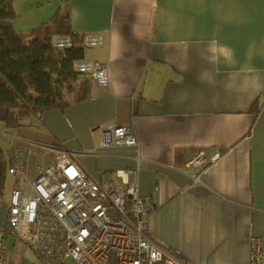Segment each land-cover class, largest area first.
Listing matches in <instances>:
<instances>
[{"label":"crops","instance_id":"1","mask_svg":"<svg viewBox=\"0 0 264 264\" xmlns=\"http://www.w3.org/2000/svg\"><path fill=\"white\" fill-rule=\"evenodd\" d=\"M12 4L22 34L60 12L73 32L101 35L84 58L109 74L106 86L89 80L87 97L30 114V125L0 123V147L26 153V179L52 162L51 148L72 151L102 186L119 187L114 170L134 168L150 234L166 249L189 264H246L257 236L264 264V0ZM117 125L130 126L137 145L103 144ZM197 153L200 166L188 165ZM5 246L4 264H36L22 242Z\"/></svg>","mask_w":264,"mask_h":264},{"label":"built area","instance_id":"2","mask_svg":"<svg viewBox=\"0 0 264 264\" xmlns=\"http://www.w3.org/2000/svg\"><path fill=\"white\" fill-rule=\"evenodd\" d=\"M103 43L99 34H84V47ZM72 45L68 35L55 36L53 46ZM73 69L95 84L106 86V64L80 59ZM103 144L137 145L130 126L117 125L103 133ZM52 162L26 179V153L7 150L8 173L15 176L8 200H0L5 224L0 227V264L6 256L5 239L22 242L36 264H189L157 242L150 234V210L137 189L136 169H116L111 182L102 186L74 159V153L51 148ZM215 150L210 160L219 157ZM204 156L197 153L187 161L200 166ZM107 178L106 174H102ZM27 181L28 192L23 190ZM246 264H262V241L249 239Z\"/></svg>","mask_w":264,"mask_h":264},{"label":"trees","instance_id":"3","mask_svg":"<svg viewBox=\"0 0 264 264\" xmlns=\"http://www.w3.org/2000/svg\"><path fill=\"white\" fill-rule=\"evenodd\" d=\"M15 16L12 0H0V123L4 129L30 125L26 122L30 114L87 97L90 80L73 69V62L84 58V34L72 31L67 14L56 12L27 34L14 28ZM62 35L70 36L72 45L54 47L53 38ZM77 79L81 94L68 100L61 89L70 91ZM10 165L0 147V197Z\"/></svg>","mask_w":264,"mask_h":264},{"label":"rangeland","instance_id":"4","mask_svg":"<svg viewBox=\"0 0 264 264\" xmlns=\"http://www.w3.org/2000/svg\"><path fill=\"white\" fill-rule=\"evenodd\" d=\"M95 50H96L95 47H86V48L84 49V57H85V58H89V57H91V56L94 54ZM85 58H84V59H85ZM87 60H89V59H87ZM79 82H81L80 79H77L75 82H73L72 85H71V87H70V91H68L67 88H62V89H61V95H62L63 97H65V98H72V97H75V96L78 94V91H79V89H78V87H79V86H78ZM9 178H10V175L7 174V176H6V181H5V183H4V187H5V188H6V186H7V183H8ZM32 261H33V260H32ZM30 264H31V261H30Z\"/></svg>","mask_w":264,"mask_h":264},{"label":"water","instance_id":"5","mask_svg":"<svg viewBox=\"0 0 264 264\" xmlns=\"http://www.w3.org/2000/svg\"><path fill=\"white\" fill-rule=\"evenodd\" d=\"M104 133H106V135H109V130H105Z\"/></svg>","mask_w":264,"mask_h":264}]
</instances>
